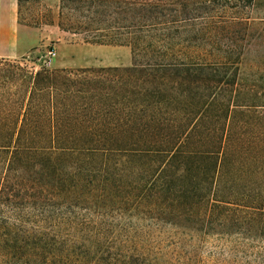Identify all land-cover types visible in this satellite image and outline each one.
Returning a JSON list of instances; mask_svg holds the SVG:
<instances>
[{
    "label": "trees",
    "instance_id": "16d2710c",
    "mask_svg": "<svg viewBox=\"0 0 264 264\" xmlns=\"http://www.w3.org/2000/svg\"><path fill=\"white\" fill-rule=\"evenodd\" d=\"M262 1L58 0L131 66L0 58V264H264Z\"/></svg>",
    "mask_w": 264,
    "mask_h": 264
},
{
    "label": "rangeland",
    "instance_id": "374dc122",
    "mask_svg": "<svg viewBox=\"0 0 264 264\" xmlns=\"http://www.w3.org/2000/svg\"><path fill=\"white\" fill-rule=\"evenodd\" d=\"M15 46L21 56L8 58L20 62L29 70L79 69L98 67H129L132 55L128 47L115 45H91L79 35L64 32L58 27V0H15ZM264 13V0L261 2ZM264 17V16H262ZM264 30V28H262ZM264 33V31H263ZM244 60V79L256 81L258 87L264 86V36L253 39ZM48 51L55 53L48 65L44 57ZM258 65L257 67H252ZM174 232L162 228L154 238L163 241L166 251H172ZM213 242H197L193 252L199 261L207 259L215 251ZM172 254V253H171Z\"/></svg>",
    "mask_w": 264,
    "mask_h": 264
},
{
    "label": "crops",
    "instance_id": "0c3cea01",
    "mask_svg": "<svg viewBox=\"0 0 264 264\" xmlns=\"http://www.w3.org/2000/svg\"><path fill=\"white\" fill-rule=\"evenodd\" d=\"M15 0H0V58L21 56L15 46Z\"/></svg>",
    "mask_w": 264,
    "mask_h": 264
},
{
    "label": "built area",
    "instance_id": "2783aa9c",
    "mask_svg": "<svg viewBox=\"0 0 264 264\" xmlns=\"http://www.w3.org/2000/svg\"><path fill=\"white\" fill-rule=\"evenodd\" d=\"M54 55L55 53L53 51H48L44 57V64L48 65L51 62Z\"/></svg>",
    "mask_w": 264,
    "mask_h": 264
}]
</instances>
